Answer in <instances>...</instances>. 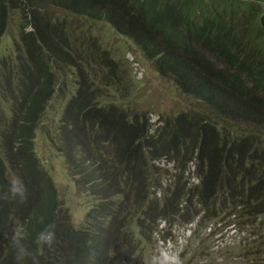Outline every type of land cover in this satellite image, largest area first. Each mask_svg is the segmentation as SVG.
Instances as JSON below:
<instances>
[{
	"label": "trees",
	"instance_id": "obj_1",
	"mask_svg": "<svg viewBox=\"0 0 264 264\" xmlns=\"http://www.w3.org/2000/svg\"><path fill=\"white\" fill-rule=\"evenodd\" d=\"M14 27L22 50L0 54V191L18 177L27 193L0 200V264H16L17 226L35 253L49 222L58 240L41 264H148L159 219L195 224L186 264H264V0H0V41ZM107 29L194 107L155 125ZM59 91L56 148L93 197L78 226L36 149ZM227 226L237 237L218 243Z\"/></svg>",
	"mask_w": 264,
	"mask_h": 264
},
{
	"label": "rangeland",
	"instance_id": "obj_2",
	"mask_svg": "<svg viewBox=\"0 0 264 264\" xmlns=\"http://www.w3.org/2000/svg\"><path fill=\"white\" fill-rule=\"evenodd\" d=\"M104 30L102 29L100 33ZM106 31L107 44L111 43L112 46L123 51L126 49L125 57L127 59L128 77L125 76L126 80L123 83L133 88V94L138 97V106L151 112L150 118L155 125L161 124L160 120L163 114L170 115L180 110L194 107L195 101L181 94L170 81L160 77L153 69L151 63L143 59L142 53L136 55L132 52V47L127 44L128 40L118 37L117 34L109 31V29ZM18 39L19 29L14 27L0 41V52H2L0 54L17 56L22 50V45ZM121 88L123 89V87ZM63 89L66 88L63 87ZM115 92L118 96L122 94L120 91ZM67 101L68 96L62 91H59L55 99L52 100V106L47 109L44 116L43 128L38 131L36 136V149L42 161L47 165L46 168L53 175L61 204L69 211L71 222L77 226V220H80L79 224H81L85 219V214L93 203V197L86 193L84 187L77 184L75 178L70 174L71 170H73L72 167L56 148L58 144L57 125L59 124L60 113ZM130 102L134 104V99H131ZM155 163L165 168L164 170H170L173 167V162H167L165 159ZM194 181L197 182L198 180L194 179ZM229 227L220 228L216 235V237L220 238L218 243L226 240L229 243L237 237L235 230L233 228L229 229ZM162 235L171 236L167 242L175 245L179 253L188 244V227L170 225L167 226ZM218 243L215 241L214 245H220ZM153 245L155 252L156 244ZM154 252L152 251L153 254ZM138 254L143 255L142 247H138ZM182 260L186 261L183 264L188 261L187 259ZM244 262L242 260H234L231 264H244ZM201 263L204 262L201 261Z\"/></svg>",
	"mask_w": 264,
	"mask_h": 264
},
{
	"label": "clouds",
	"instance_id": "obj_3",
	"mask_svg": "<svg viewBox=\"0 0 264 264\" xmlns=\"http://www.w3.org/2000/svg\"><path fill=\"white\" fill-rule=\"evenodd\" d=\"M26 193L27 189L24 182L18 177H13L9 180L7 191H0V200L7 202L19 198L20 201L23 202L26 199ZM157 195H160V193H157ZM80 222V220H77V226ZM41 223H44L43 218H41ZM167 226H169V224L163 219H159L156 222V231L153 237L155 240L154 244H156L155 252L152 249L154 254H151L148 261L146 260L148 264H183V260L179 251L176 250L175 245L167 242L171 236L162 235ZM194 226V223L185 226L188 227L189 238L192 236ZM231 228L232 226L229 227V229ZM56 229L57 225L55 222H49L45 224L44 228L36 234L35 240L33 241V243H35L37 246L36 252L33 253V251L30 250L29 245L23 242L26 238L23 234L24 229L17 226L13 230L11 236V240L16 249L14 257L16 264H27L29 259L31 260V264H41L40 256L44 255V249L48 248L51 250L58 240ZM164 236L168 238L165 239ZM5 238H8L7 234H5ZM189 238L187 239V242Z\"/></svg>",
	"mask_w": 264,
	"mask_h": 264
}]
</instances>
